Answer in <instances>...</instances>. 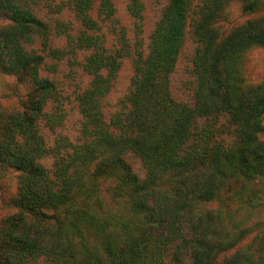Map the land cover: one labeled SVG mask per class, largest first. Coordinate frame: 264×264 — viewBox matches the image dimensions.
<instances>
[{
    "label": "trees",
    "instance_id": "16d2710c",
    "mask_svg": "<svg viewBox=\"0 0 264 264\" xmlns=\"http://www.w3.org/2000/svg\"><path fill=\"white\" fill-rule=\"evenodd\" d=\"M92 1H68L83 30L74 36L60 24L66 49L51 50L55 57L90 50L82 68L91 81L77 96L81 142L60 137L48 148L37 122L58 92L39 74L43 56L24 48L34 37L45 42L48 27L33 13L31 0H0V19L8 22L0 27V72L15 75L25 89L21 111L0 109V170L20 174L15 212L0 221V264L40 255L51 264H264V254L255 259L248 252L220 263L239 239L222 240L216 229L220 211L197 213L201 202L219 196L226 180L264 173V83L245 86L238 69L240 53L264 46V0H239L244 13L258 16L223 39L214 24L225 0H168L146 55L139 49L142 39L133 51L123 30L116 47L107 48L89 13ZM141 7L131 0L136 20ZM98 11L103 19L112 17V0H100ZM188 25L197 43L191 105L174 100L169 87ZM128 57L131 88L107 122L101 101ZM211 117H226V124L199 126V119ZM222 132L233 141L225 143ZM126 154L141 160L144 178ZM48 155L54 158L51 170L38 162ZM164 177L169 189L162 191L158 181ZM108 180L121 204L117 212L101 209V182ZM82 226L98 233L100 251L87 245Z\"/></svg>",
    "mask_w": 264,
    "mask_h": 264
},
{
    "label": "rangeland",
    "instance_id": "374dc122",
    "mask_svg": "<svg viewBox=\"0 0 264 264\" xmlns=\"http://www.w3.org/2000/svg\"><path fill=\"white\" fill-rule=\"evenodd\" d=\"M68 1L31 0L30 7L33 13L46 23L48 35L45 42L41 38L34 37L31 42L24 44L27 52L43 56L39 74L50 80L58 92L57 100L47 102L44 107L45 116L37 122L38 132L44 140L45 147L48 148H52L60 137L67 138L72 143L81 142L82 117L77 96L88 88L91 81L90 75L82 68V63L89 56L90 50H80L75 57L51 55V50L61 51L67 46L66 37L59 29L60 24L68 25L74 36L83 30ZM112 2L114 14L110 18L103 19L99 15L100 0H93L89 11L91 17L98 20L101 27L99 34L103 37L104 45L109 49L116 47L117 36L123 30L133 51L137 38L142 39L139 49L146 55L151 35L168 0H140L142 5L140 20H136L129 10L131 0H112ZM256 16L258 15L244 13L239 0H225L214 25L220 39H223L232 29ZM7 24L6 20L0 19V27ZM196 47L197 43L188 25L175 68L169 78L170 93L174 100L190 105L193 104L195 87L193 58ZM238 69L245 86L264 83V46H253L240 53ZM133 74L132 58H124L110 91L101 101V112L105 121L108 122L120 109L122 100L130 91ZM24 94L25 89L18 83L15 75L0 72V109L8 112L21 111L20 101L24 99ZM206 123L210 128H217L226 124V117H219L217 120L211 117L208 121L204 118L199 119V126H204ZM262 126L264 128V117ZM219 137L224 139L225 143L233 141L231 134L225 132ZM259 138L264 141V131ZM126 159L133 171L140 178H144L145 169L141 160L133 154H126ZM38 162L44 169L51 170L54 158L48 155ZM19 176V172L14 168L0 170V221L15 212L13 203L18 194ZM113 185L112 180L101 182L103 212H117L120 209L121 204L111 195ZM158 188L162 191L169 189L166 177L158 181ZM216 211H220L222 217L221 224L216 227L218 232H221L222 240L229 242L232 239H239L233 248L220 255V263H224L236 252H248L255 259L264 254V173L254 178L240 176L237 179L226 180L220 186L219 196L215 200L201 202L197 208V213ZM82 233L87 245L96 246L100 251L101 241L98 233L85 226H82ZM20 264L51 263L45 256L40 255ZM185 264H188V261Z\"/></svg>",
    "mask_w": 264,
    "mask_h": 264
}]
</instances>
